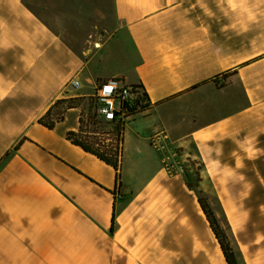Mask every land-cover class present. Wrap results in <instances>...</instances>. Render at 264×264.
Returning <instances> with one entry per match:
<instances>
[{
	"label": "crops",
	"instance_id": "0c3cea01",
	"mask_svg": "<svg viewBox=\"0 0 264 264\" xmlns=\"http://www.w3.org/2000/svg\"><path fill=\"white\" fill-rule=\"evenodd\" d=\"M109 1L113 30L80 50L25 0H0V264H227L196 189L169 170L177 149L245 222L242 264H264V0ZM114 78L149 100L120 179L68 139L79 109L40 123ZM162 132L165 150L151 145Z\"/></svg>",
	"mask_w": 264,
	"mask_h": 264
},
{
	"label": "rangeland",
	"instance_id": "374dc122",
	"mask_svg": "<svg viewBox=\"0 0 264 264\" xmlns=\"http://www.w3.org/2000/svg\"><path fill=\"white\" fill-rule=\"evenodd\" d=\"M30 6L52 27L57 33L80 50L92 43H100L102 39L111 33L114 27L112 6L109 0H25ZM97 46V45H96ZM108 81V80H107ZM105 82V81H103ZM102 83V82H100ZM99 83V84H100ZM97 84V86L99 85ZM95 86V88L97 87ZM91 89L92 95L87 98H77L79 102L80 117L83 113L84 128L86 131H98L110 141L115 140L111 129L103 124L93 126L88 118V109L93 104L92 96L96 89ZM117 146V143H116ZM174 173L184 172L187 182L196 189L198 196L206 197L215 210L222 226L228 232L234 247L238 251V243L233 233V225L245 222L231 221L225 207L220 203L219 197L212 183L205 173L204 166L195 151H175ZM172 164V163H171ZM152 170L143 173L144 177L151 174ZM228 208L230 206H227ZM246 206H242L241 212L245 213ZM236 211V210H235ZM233 224V225H232ZM239 256L240 253L238 252ZM241 262L242 258L240 256Z\"/></svg>",
	"mask_w": 264,
	"mask_h": 264
},
{
	"label": "trees",
	"instance_id": "16d2710c",
	"mask_svg": "<svg viewBox=\"0 0 264 264\" xmlns=\"http://www.w3.org/2000/svg\"><path fill=\"white\" fill-rule=\"evenodd\" d=\"M237 71L228 72L221 76L220 78L228 79L232 76H235ZM219 78H216L212 82H217ZM138 90L140 95L138 102H146L149 107V100L146 92L144 91L143 86L133 85L131 86ZM80 100L78 99H69L61 100L50 110V112L40 121V123L46 126L49 129H54L55 126L64 120V117L67 112L78 109ZM94 105L91 103L88 109V118L90 123L93 126H98V124H103L109 127L112 131L114 139H118L122 133L123 129L119 125L106 124L98 120V117L94 110ZM83 113L80 118V129L77 133L70 132L68 134V139L75 145L82 148L85 152L90 153L107 165L113 167L118 174V178L121 177V167H122V156H120L118 151V146H116V140H108L102 136H98V131L95 129L91 132L86 131L84 128ZM191 186V185H190ZM199 205L206 216L210 228L212 229L221 249L226 259L227 264H242L240 256L236 247H234L232 240L222 226L215 210L211 206L209 200L206 197H199ZM116 221V213L113 216V228L114 231Z\"/></svg>",
	"mask_w": 264,
	"mask_h": 264
},
{
	"label": "built area",
	"instance_id": "2783aa9c",
	"mask_svg": "<svg viewBox=\"0 0 264 264\" xmlns=\"http://www.w3.org/2000/svg\"><path fill=\"white\" fill-rule=\"evenodd\" d=\"M72 89L78 90L80 84L74 80ZM138 90L126 85L121 79L114 78L100 83L92 96L95 113L98 120L106 124L119 125L123 129L122 135L115 139L120 156L123 151L124 131L129 122L136 116L145 114L148 110L146 102H138ZM109 133L112 135V131ZM169 138L166 132L158 133L151 138L152 147L165 150ZM175 153V157H176ZM169 170L174 171L172 167Z\"/></svg>",
	"mask_w": 264,
	"mask_h": 264
}]
</instances>
